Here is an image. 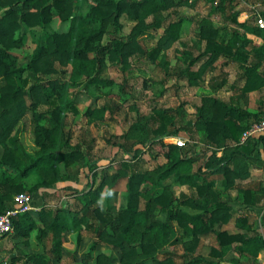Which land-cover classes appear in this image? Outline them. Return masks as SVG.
<instances>
[{
	"label": "trees",
	"instance_id": "16d2710c",
	"mask_svg": "<svg viewBox=\"0 0 264 264\" xmlns=\"http://www.w3.org/2000/svg\"><path fill=\"white\" fill-rule=\"evenodd\" d=\"M86 1H91L93 5L84 14L82 9ZM198 1L0 0V11H3L0 14V77L5 79L0 88V144L4 148L0 163L17 171L15 175H2L1 172L0 215L11 207L19 193L29 191L33 198L39 196L42 203L38 218L46 228L40 231L46 234L48 229L54 234L55 244L50 252L61 250L62 234L68 230L78 231L75 249L81 245L83 230L94 238L82 260L71 264H114L113 258L106 253L98 254L97 262L94 261L92 252L99 242L121 249L120 264H146L147 261L156 264H219L195 254L202 238L211 235H215L220 246L210 249V254L217 258L223 256L225 248L237 242L240 245L236 248L241 253L248 252L253 257L264 248V236L248 223L249 216L244 213L246 207L263 201L264 192L249 187L240 188L236 198L229 192L237 186L238 180L250 176L248 170L244 171L248 163L264 159V136H251L241 141L243 134L261 119L264 112L262 109L251 111L246 108L249 93L264 87L263 57L240 64L246 82L237 95L228 100L213 94L202 97L194 126L184 127L192 138L196 132H203L206 147L202 150H196L194 142L179 146L166 140L179 133V130L169 129L175 115L170 110L154 107L149 116H140L132 123V128L143 133L142 138L129 142L125 137L127 135H123V141L114 144L124 156L120 157V164L111 180L108 182V170L102 171L101 181L94 185L99 162L93 152L95 139L87 138L74 144L72 132L67 129L64 111L69 109L77 116L80 110L74 99L64 101L66 89L82 85L78 89L81 92L90 85H95L97 89L112 85L113 80L104 74L108 63L125 74L134 67L133 58L151 62L160 59L157 63L164 69V81L174 76L188 79L196 85L208 72L217 70L221 58L236 59L237 51L249 44L246 32L260 33L257 26L238 20L239 12L233 10L236 0H204L210 4L212 11L227 13L229 10L225 20L235 26L227 34L222 33L210 16H202L197 21V36L199 42L204 43L203 50L198 54L183 51L186 66H171L166 49L181 40L186 20L176 7L195 6ZM54 10L58 11L62 23H69L65 31L51 27ZM166 11L169 12L164 17L156 15ZM124 16L135 22L128 35L121 34ZM150 16L152 19L149 21ZM24 25L43 29L46 38L37 44L31 59L22 66L11 50L25 43V31L21 32ZM160 28L164 31L157 45L145 48L140 42V35ZM251 48L255 53L264 55V44L252 45ZM196 65L197 68H194ZM68 67H71L70 78L62 79ZM221 85L220 80L215 83L214 89ZM121 91L125 92L124 85H121ZM119 107L117 101L111 100L90 108L87 121L99 125L107 114H114ZM30 110L32 133L38 147L34 152L26 151L20 142L21 133L25 130L20 124ZM139 145L147 146L149 153L161 151L166 162L152 169L138 168ZM218 149H223L221 156L217 155ZM208 151L210 154L205 157ZM61 163L67 170L79 163L87 169V177H91L86 188L78 190L79 210L45 206L53 198L58 183L65 182L67 178L60 169ZM196 163L198 166L195 168ZM32 172L40 177L33 183L29 180ZM217 174L222 177V188L210 183L209 177ZM77 177V173L70 176L72 181H76ZM171 177L193 191L176 196L173 188L166 183ZM122 179H127L126 205L115 210L112 208L114 187ZM147 184L149 186L143 188ZM106 186H109L108 203L102 210L98 202ZM234 200L245 207L240 208L236 222L241 231L230 233L217 226L231 220L234 210L231 202ZM159 213L166 214L167 219H161ZM170 221L177 222L184 239L190 238L181 255V262L176 261L173 251H163L164 258L158 257L171 241L175 230ZM13 225L18 236L29 237L38 227V221L29 211L16 215ZM233 261L239 264L240 260ZM22 264L54 263L41 254L26 256Z\"/></svg>",
	"mask_w": 264,
	"mask_h": 264
},
{
	"label": "rangeland",
	"instance_id": "374dc122",
	"mask_svg": "<svg viewBox=\"0 0 264 264\" xmlns=\"http://www.w3.org/2000/svg\"><path fill=\"white\" fill-rule=\"evenodd\" d=\"M91 5H93L91 1H86L84 3L82 9L84 14L88 12ZM176 10H178L180 14L182 13V15L186 17V20L182 29L181 40L167 48L166 53L168 54L171 66H183L184 68L186 63L183 61V51H192L194 54H198L204 48V43H200L198 40L197 21L209 12V6L205 2H199L195 6L180 5L176 7ZM169 11L160 12L156 15L164 17ZM172 12L173 11L170 13ZM2 13L3 11H0V14ZM174 16L175 15L173 14L172 17ZM151 19L152 16L148 17L149 21ZM213 20L217 26H220L222 29L221 32L223 33L225 26L224 19L221 16H215ZM122 22L124 23V28L121 34L128 35L135 22L126 16L122 18ZM68 25V22L62 23L60 21L58 11L54 10L51 27L57 31H65L68 28ZM89 25L91 26V24ZM22 31H25V43L22 47L13 48L11 51L18 57V64L24 66L31 59L32 52L37 44L41 41H45L46 34L43 29H32L25 25L21 32ZM163 31L164 28L147 30L140 35V42L145 48L151 49L157 45ZM133 62L134 67L130 72L125 74L110 63L105 66L104 74L106 75V78H111L113 80V84L110 86H102L97 89L95 85H90L86 90L81 92H79L78 89L82 85L69 86L64 94V101L66 102L74 99V104H76L80 110V114L77 116H74L69 109L64 111L65 118L68 122L67 129L72 132V142L75 144L83 142V139H95L93 152L94 157L99 159V162L98 167L96 168L97 175L94 178V185H97L101 181L102 171L108 170V174L110 175L108 182L111 180L112 175L116 173L120 164V157L124 156L114 144L123 141V135H127L125 137L129 142L137 141L142 138L143 133L132 128V123L135 120H138L140 116H145V118L149 116L154 107L161 110H170L175 115V118L170 124L169 129L179 130L176 137L189 138L190 136L184 127L194 126L197 107L201 104L202 97L215 94L214 85L220 80L218 78H220L219 74L222 72L221 63H218L215 72H208L198 84L193 85L188 79H178L174 76L170 78L167 77V80L164 81L166 79L164 78V69L157 62H151L148 59L138 61L137 58H133ZM197 66L198 65L194 68H197ZM70 70L71 67L64 70L62 79L68 80L70 78ZM47 78L49 77L47 76ZM4 84L5 79L0 77V88ZM121 85L125 86L124 93L121 91ZM227 97L228 96L224 93L223 96L219 98L227 99ZM111 100H115L120 104L119 109L116 110L114 114H107L106 119L101 121L99 125L87 121V113L90 108L102 106L105 102ZM31 120L32 110L27 113L20 124L22 127H25V130L21 133L20 142L28 152H34L38 149L32 133ZM192 139L196 144V150H202L206 147L203 132H196ZM166 140L172 141L173 139L167 137ZM139 147L140 150L138 154L141 155L137 164L138 168L152 169L158 164L166 162V158L161 151L160 153H149L147 146L139 145ZM3 150L4 148L0 144V160L3 155ZM197 166L198 163L195 164V168ZM60 169L67 177V181L65 180V182L61 181L58 183V189L54 192L53 198L48 201L45 206L52 209L71 208L72 210H79L81 203L77 197L79 195L78 190L83 187L86 188V183L91 180V177H87V169L85 170L79 163L74 164L68 170L64 164L61 163ZM1 172L2 175H15L17 173L16 170L0 163V179L2 177ZM74 173L78 174V179L76 181H72L70 178ZM90 174L92 175L93 173L90 172ZM39 179L40 177L36 172L30 174L29 180L32 183ZM166 183L171 185L175 190L176 195H179L182 190L192 192V189L188 186L179 187L173 178L167 179ZM67 184H70V186H67ZM126 184L127 179H122L114 187L112 208L115 210L123 208L126 205ZM213 184L219 186L216 181L213 182ZM148 186V184L144 185L143 188H147ZM108 190L109 186H106L98 202L102 210H105L107 207ZM28 193L30 192L28 191ZM33 203L37 207V210H33L34 212L32 211V214L38 221V227L32 231L29 237L18 236L14 229L12 232L1 236L0 264H10L12 262L15 264H22L26 256L41 254L54 264L79 263L84 257V254L90 250V246L94 240L91 233L83 230V241L81 242L80 247L75 249L78 231L77 229L68 230L62 234L61 240L63 246L61 250L54 253L50 252L55 244L54 234L48 229L46 234H43L42 231H40L42 228H46L43 222L38 218V212L41 209L42 203L39 196H34ZM159 217L161 219H167V215L164 213H159ZM170 223H172L175 230L172 234L171 241L166 248L158 254V257L160 259L164 258L163 251H173L176 254V261L181 262V255L185 251L186 242H188L190 238L184 239L182 237V230L179 228L176 221H170ZM215 242L214 238L210 239L206 237V240H201L195 254L202 255V252H204L207 258L211 259V256L207 254V248H209L211 243L213 244ZM98 245L101 248L92 252L95 262H97V254L99 252H105L113 258L114 264H120L119 261L122 251L119 247L104 244L103 242H100ZM231 256L232 254L227 255L224 260L229 261ZM146 264L156 263L153 261H147Z\"/></svg>",
	"mask_w": 264,
	"mask_h": 264
},
{
	"label": "crops",
	"instance_id": "0c3cea01",
	"mask_svg": "<svg viewBox=\"0 0 264 264\" xmlns=\"http://www.w3.org/2000/svg\"><path fill=\"white\" fill-rule=\"evenodd\" d=\"M199 2H205V1L200 0L196 4H198ZM206 4L209 6V12L205 16H210L212 20L213 18H215V16L216 17L221 16L225 22L223 33L227 34V32H230V28L235 26V24L231 23L230 21L225 20V16L229 14L230 11L227 10V13H222L220 11H212L210 4L209 3H206ZM233 10L236 12H239V16H238L239 21L241 22L248 21L250 24L257 26L260 29V33H255L251 31L246 32V37L249 40V44L245 47H241L237 51L236 59L225 60L224 58H221V60L219 61V63H221V66H222V72L221 74H219L222 85L217 86L218 87L217 90L214 89L215 94L213 95H217V97L218 96L222 97L223 94L225 93V95H227L228 97L227 99H222V100H228L230 97L237 95V93H239L242 90L246 82V77L244 75V70L240 65L241 63L255 61L259 58L262 59L263 57L262 59L263 66L261 69L264 71V55L261 53H255V51H252V48H251L252 45H263L264 44V31L257 25V20H256L257 14L264 17L263 15L264 0H236V5ZM228 37L229 36H227V39ZM246 108H248L251 111H260L261 109L264 110V87L261 90L260 89L254 90L249 93V104L247 105ZM241 141H242V138H241ZM209 154H210V151L206 153L205 157L208 156ZM222 154H223V149H218L217 155L221 156ZM255 156L258 157L259 153L256 152ZM262 158H264L263 155H262ZM247 165H248V168L247 169L245 168L244 171L248 170V172L250 173V176L246 179L238 180L237 186L234 187L233 189H230L229 192L231 193L233 198H236L240 188L249 187V188H252L254 191H258L260 193L264 192V159L255 161V163H248ZM221 178L222 177L218 174L212 175L209 177L210 183L216 188H222ZM215 181L218 183L219 186H215L213 184V182ZM176 184L179 187L188 186V185H182L179 183H176ZM181 192H184L187 194L191 193V192H186L185 190L180 191V193ZM175 195H176V192H175ZM179 195H176V196L179 197ZM231 204L234 206L231 220L228 223L219 224L217 228L221 230H227L230 233H237L241 230L237 227L236 222H237L238 216L240 215V208L245 207V205L235 200L232 201ZM251 207H246L245 212H244L248 214L249 216L248 223L251 224L252 227L257 232H259L260 234L264 236V199L260 204L252 205ZM83 238H82V241H83ZM208 238L210 239L214 238L216 241L213 244L211 243L209 248H207L208 250L207 254L211 256V259H208L206 254L202 252V255L205 256L210 261H216L219 264H234L233 260L239 259L240 260L239 264H264V248L259 252V254L256 257H253L248 252L241 253L239 249L236 248L237 245H240L239 242L232 244L229 248H225L223 252V256L221 258L214 257L210 254L211 247L215 246L219 248L220 246L216 240L215 235L208 236ZM202 240H206V237H203ZM104 244H107V243H104ZM98 248H101V247L98 245L96 249ZM100 253H103V252H99L98 254ZM231 254L232 256L229 259V261H225L224 258H226L227 255H231Z\"/></svg>",
	"mask_w": 264,
	"mask_h": 264
},
{
	"label": "built area",
	"instance_id": "2783aa9c",
	"mask_svg": "<svg viewBox=\"0 0 264 264\" xmlns=\"http://www.w3.org/2000/svg\"><path fill=\"white\" fill-rule=\"evenodd\" d=\"M257 25L264 31V17L257 14ZM264 136V112L261 119L255 122L242 136V141L249 137ZM172 141L179 146H187L194 142L192 138L171 137ZM37 210L33 203V196L28 192L19 193L14 197L11 207L0 215V236L13 231V219L16 215L24 212Z\"/></svg>",
	"mask_w": 264,
	"mask_h": 264
},
{
	"label": "bare ground",
	"instance_id": "6f19581e",
	"mask_svg": "<svg viewBox=\"0 0 264 264\" xmlns=\"http://www.w3.org/2000/svg\"><path fill=\"white\" fill-rule=\"evenodd\" d=\"M182 14V13H181ZM215 29V28H214ZM235 39V38H234ZM186 49V48H185ZM190 50V49H189ZM183 67V66H182ZM218 79H220V78H218ZM261 89V88H260Z\"/></svg>",
	"mask_w": 264,
	"mask_h": 264
}]
</instances>
